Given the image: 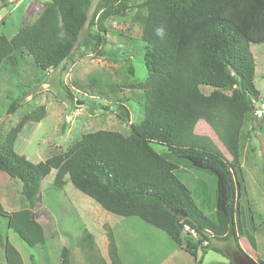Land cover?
I'll return each instance as SVG.
<instances>
[{
  "label": "trees",
  "instance_id": "16d2710c",
  "mask_svg": "<svg viewBox=\"0 0 264 264\" xmlns=\"http://www.w3.org/2000/svg\"><path fill=\"white\" fill-rule=\"evenodd\" d=\"M92 2L45 1L32 22L20 23L10 37L0 34V68L17 54L30 56L42 71L62 68L83 31L82 45L103 46L106 41L101 33L106 32L108 18L123 16L133 7L143 8L145 20L139 36L147 75L134 77L127 85L143 92V117L130 123L128 134L110 129L89 131L66 150L36 163L15 152L13 144L25 125L45 117L44 106L21 115L3 137L0 126V171L21 182L20 192L27 203L7 211L0 202L5 226L29 246L43 244L46 235L55 236L53 231L47 234L38 220L41 183L72 157L67 179L74 188L109 213L137 216L164 231L191 256L193 264H201L209 249L222 252L211 245L212 239L231 238L239 249L238 240L244 234L239 150L248 138L242 127L255 116L253 101L259 100L250 45L264 42V0H99L89 16ZM93 26L95 32L89 30ZM129 71L133 74L131 67ZM108 88L96 95L112 97L118 102V116L127 118L128 108L121 103L124 99L115 95L114 86ZM92 104L88 100V106ZM14 106L6 113H13ZM199 120L212 128L230 159L208 136L195 133ZM153 143L165 146L167 152H156ZM180 164L216 176L219 190L213 220L196 206L190 189L176 175ZM3 242L4 264H24L7 237ZM78 246L86 264H108L90 232H83ZM107 258L110 264H123L111 229L107 232ZM58 264H70L65 246Z\"/></svg>",
  "mask_w": 264,
  "mask_h": 264
},
{
  "label": "rangeland",
  "instance_id": "374dc122",
  "mask_svg": "<svg viewBox=\"0 0 264 264\" xmlns=\"http://www.w3.org/2000/svg\"><path fill=\"white\" fill-rule=\"evenodd\" d=\"M47 0H0V34L14 35L20 23L32 22ZM93 0L90 16L96 3ZM145 10L133 7L123 16L105 21L106 32L101 34L105 44L95 47L82 45L83 31L72 52L71 59L62 68L42 71L37 69L30 56L14 55L0 68V119L4 117L1 136L14 126L21 115L44 106L45 117L38 123H28L18 135L13 149L36 163L55 153L66 150L82 134L98 129L129 133L130 123L143 117L144 94L128 88L134 78L147 75L143 63L141 30ZM96 26L90 27L95 32ZM107 48V50H105ZM250 50L255 60L254 84L259 100L253 101L255 116L246 121L242 134L248 138L240 148L239 161L243 179L240 196V220L244 234L238 242L240 248L258 264L264 262V42L252 43ZM132 68L133 74L129 68ZM114 86L115 95L128 108L129 116H118V102L110 97L100 98L97 91ZM68 89L69 92L65 90ZM208 92L206 88L202 89ZM92 100L88 106L82 101ZM116 100V99H115ZM115 102V103H114ZM14 104L11 114L6 111ZM104 106V107H103ZM206 125L204 120H200ZM198 121L195 132L208 136L214 145L228 158L225 147L207 124L202 129ZM158 153L167 152L163 145L151 144ZM72 157L64 161L41 183V202L38 220L46 233L43 244L27 245L15 232L7 229L6 219L0 216V264H4L3 240H7L21 255L24 264H58L63 246L69 251L70 264H86L78 246L84 231L90 232L101 257L108 264L107 232L111 229L118 254L123 264H193L190 255L174 243L167 234L144 222L137 216H117L107 212L90 197L73 187L67 179V166ZM178 178L191 191L196 206L209 219H214L215 200L219 183L215 175L196 166L179 165ZM21 182L0 171V202L7 210L27 206L21 194ZM211 245L222 250H207L201 264L227 263L235 249L233 240H211ZM201 250L197 255L200 257ZM256 257L259 259L257 260Z\"/></svg>",
  "mask_w": 264,
  "mask_h": 264
},
{
  "label": "water",
  "instance_id": "95a60500",
  "mask_svg": "<svg viewBox=\"0 0 264 264\" xmlns=\"http://www.w3.org/2000/svg\"><path fill=\"white\" fill-rule=\"evenodd\" d=\"M105 50H107V48H105ZM83 104L87 105L88 101H82ZM5 116H3L0 119V124L2 123L3 119ZM173 213L175 214H180L185 216L184 213H182L180 210H172ZM233 264H258L257 262H255L249 255H247L241 248L236 249L233 254L231 259Z\"/></svg>",
  "mask_w": 264,
  "mask_h": 264
},
{
  "label": "crops",
  "instance_id": "0c3cea01",
  "mask_svg": "<svg viewBox=\"0 0 264 264\" xmlns=\"http://www.w3.org/2000/svg\"><path fill=\"white\" fill-rule=\"evenodd\" d=\"M200 121V120H199ZM199 123H201V127H202V129L204 128V127H206L207 126V124L206 125H203L202 123H204V122H202V121H200ZM196 126V125H195ZM195 131V130H194ZM196 133V132H195ZM116 241V240H115ZM191 257V256H190Z\"/></svg>",
  "mask_w": 264,
  "mask_h": 264
},
{
  "label": "flooded vegetation",
  "instance_id": "af4514ba",
  "mask_svg": "<svg viewBox=\"0 0 264 264\" xmlns=\"http://www.w3.org/2000/svg\"><path fill=\"white\" fill-rule=\"evenodd\" d=\"M234 251H235V250H233V252H234ZM233 252L231 253V257H232Z\"/></svg>",
  "mask_w": 264,
  "mask_h": 264
},
{
  "label": "built area",
  "instance_id": "2783aa9c",
  "mask_svg": "<svg viewBox=\"0 0 264 264\" xmlns=\"http://www.w3.org/2000/svg\"><path fill=\"white\" fill-rule=\"evenodd\" d=\"M191 232H193V231L191 230Z\"/></svg>",
  "mask_w": 264,
  "mask_h": 264
}]
</instances>
